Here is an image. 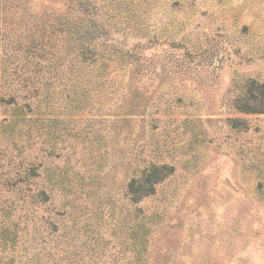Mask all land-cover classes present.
I'll list each match as a JSON object with an SVG mask.
<instances>
[{
    "label": "rangeland",
    "instance_id": "1",
    "mask_svg": "<svg viewBox=\"0 0 264 264\" xmlns=\"http://www.w3.org/2000/svg\"><path fill=\"white\" fill-rule=\"evenodd\" d=\"M247 80L264 0H0V264H264Z\"/></svg>",
    "mask_w": 264,
    "mask_h": 264
},
{
    "label": "trees",
    "instance_id": "2",
    "mask_svg": "<svg viewBox=\"0 0 264 264\" xmlns=\"http://www.w3.org/2000/svg\"><path fill=\"white\" fill-rule=\"evenodd\" d=\"M81 55V63H85V56L92 49H78ZM94 63V61L92 62ZM235 108L242 113L264 114V83L256 80L245 81L241 95L234 100ZM172 173L168 165L150 164L145 167L139 177L132 178L128 184V194L131 202L140 200L155 194L156 186Z\"/></svg>",
    "mask_w": 264,
    "mask_h": 264
}]
</instances>
